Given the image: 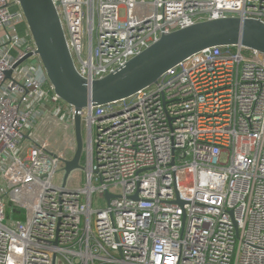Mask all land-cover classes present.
<instances>
[{
  "label": "built area",
  "instance_id": "2783aa9c",
  "mask_svg": "<svg viewBox=\"0 0 264 264\" xmlns=\"http://www.w3.org/2000/svg\"><path fill=\"white\" fill-rule=\"evenodd\" d=\"M52 1L88 81L203 20L264 23V0ZM20 23L18 0H0V264H264L263 52L207 47L75 111ZM76 113L84 164L64 183Z\"/></svg>",
  "mask_w": 264,
  "mask_h": 264
},
{
  "label": "water",
  "instance_id": "95a60500",
  "mask_svg": "<svg viewBox=\"0 0 264 264\" xmlns=\"http://www.w3.org/2000/svg\"><path fill=\"white\" fill-rule=\"evenodd\" d=\"M36 54L54 92L78 111L90 104H106L127 98L155 84L161 75L191 54L212 46L242 45L264 53V23L251 18L224 17L203 20L162 35L158 41L132 57L119 70L88 81L74 67L59 16L52 0H18ZM31 53L15 62L22 63ZM10 71L6 72L9 76ZM75 150L64 167L63 182L69 172L81 168L83 142L81 118L74 116ZM106 198L111 194L105 193Z\"/></svg>",
  "mask_w": 264,
  "mask_h": 264
},
{
  "label": "rangeland",
  "instance_id": "374dc122",
  "mask_svg": "<svg viewBox=\"0 0 264 264\" xmlns=\"http://www.w3.org/2000/svg\"><path fill=\"white\" fill-rule=\"evenodd\" d=\"M95 23H97V18L95 17ZM96 36V33L94 34V41H95V37ZM84 124L82 125V128H83ZM83 132V138L85 137V134H84V131L82 130ZM84 164V155L82 154V157L80 159V166H82ZM71 178H74L75 180L79 181L80 183L83 182V173L81 170H78L76 172H73L72 175H71ZM93 205H94V201H95V198H93Z\"/></svg>",
  "mask_w": 264,
  "mask_h": 264
},
{
  "label": "trees",
  "instance_id": "16d2710c",
  "mask_svg": "<svg viewBox=\"0 0 264 264\" xmlns=\"http://www.w3.org/2000/svg\"><path fill=\"white\" fill-rule=\"evenodd\" d=\"M10 209H12V217L16 219L23 218V209L17 206L11 205Z\"/></svg>",
  "mask_w": 264,
  "mask_h": 264
},
{
  "label": "crops",
  "instance_id": "0c3cea01",
  "mask_svg": "<svg viewBox=\"0 0 264 264\" xmlns=\"http://www.w3.org/2000/svg\"><path fill=\"white\" fill-rule=\"evenodd\" d=\"M18 32L20 35L27 36L28 33L27 25L25 23H20L18 25Z\"/></svg>",
  "mask_w": 264,
  "mask_h": 264
}]
</instances>
